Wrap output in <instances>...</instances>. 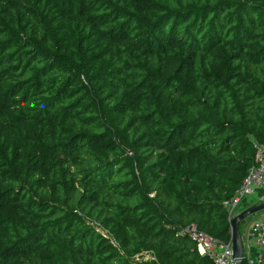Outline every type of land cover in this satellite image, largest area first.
I'll use <instances>...</instances> for the list:
<instances>
[{
  "label": "trees",
  "instance_id": "16d2710c",
  "mask_svg": "<svg viewBox=\"0 0 264 264\" xmlns=\"http://www.w3.org/2000/svg\"><path fill=\"white\" fill-rule=\"evenodd\" d=\"M254 140L264 0H0V264H211Z\"/></svg>",
  "mask_w": 264,
  "mask_h": 264
},
{
  "label": "built area",
  "instance_id": "2783aa9c",
  "mask_svg": "<svg viewBox=\"0 0 264 264\" xmlns=\"http://www.w3.org/2000/svg\"><path fill=\"white\" fill-rule=\"evenodd\" d=\"M252 147L254 150L252 163L247 167L232 194L220 201L225 209L228 224L230 218L243 208L245 203L264 199V141L254 140ZM180 231L195 243L199 254H206L211 259V264H233L230 239L212 236L199 229L194 222L184 223ZM242 241L246 264H264V208L248 224ZM135 257L153 256L150 251H141Z\"/></svg>",
  "mask_w": 264,
  "mask_h": 264
},
{
  "label": "water",
  "instance_id": "95a60500",
  "mask_svg": "<svg viewBox=\"0 0 264 264\" xmlns=\"http://www.w3.org/2000/svg\"><path fill=\"white\" fill-rule=\"evenodd\" d=\"M264 208V199L260 201H253L243 208L239 209L229 220L230 227V242H231V257L233 264H240L243 259V241L238 224L246 215L261 210Z\"/></svg>",
  "mask_w": 264,
  "mask_h": 264
},
{
  "label": "rangeland",
  "instance_id": "374dc122",
  "mask_svg": "<svg viewBox=\"0 0 264 264\" xmlns=\"http://www.w3.org/2000/svg\"><path fill=\"white\" fill-rule=\"evenodd\" d=\"M251 201H252V199H251ZM259 213H260V210H257V211H255V212H252V213L246 215V216L244 217V219H242V221L239 222V230H240L241 236H244V233H245V232H244V228H245V227L247 228V226H248V224L251 222V220H252L254 217L258 216ZM245 230H246V229H245Z\"/></svg>",
  "mask_w": 264,
  "mask_h": 264
},
{
  "label": "crops",
  "instance_id": "0c3cea01",
  "mask_svg": "<svg viewBox=\"0 0 264 264\" xmlns=\"http://www.w3.org/2000/svg\"><path fill=\"white\" fill-rule=\"evenodd\" d=\"M245 229H246V227L244 228V232H246V230H245ZM244 236H245V233H244ZM244 236H242V240L244 239Z\"/></svg>",
  "mask_w": 264,
  "mask_h": 264
}]
</instances>
